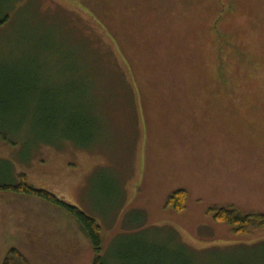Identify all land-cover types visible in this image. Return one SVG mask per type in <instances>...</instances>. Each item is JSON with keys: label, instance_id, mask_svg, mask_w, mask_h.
<instances>
[{"label": "rangeland", "instance_id": "374dc122", "mask_svg": "<svg viewBox=\"0 0 264 264\" xmlns=\"http://www.w3.org/2000/svg\"><path fill=\"white\" fill-rule=\"evenodd\" d=\"M215 22L219 33L208 38ZM235 45L264 74V0H19L0 25V93L34 76L41 91L84 90L90 110L102 99L105 119L86 148L69 138L46 144L30 122L19 131L11 124L0 138V185L24 173L30 186L93 218L104 257L114 254L109 264H140L141 249H153L147 264H180L183 244L199 264H264V229L236 236L206 215L214 206L264 213V91L215 84L213 57L229 46V70ZM133 84L127 104L121 92ZM110 147L119 165H105ZM177 189L188 195L180 213L164 207ZM12 248L31 264L93 258L62 208L0 190V264Z\"/></svg>", "mask_w": 264, "mask_h": 264}, {"label": "trees", "instance_id": "16d2710c", "mask_svg": "<svg viewBox=\"0 0 264 264\" xmlns=\"http://www.w3.org/2000/svg\"><path fill=\"white\" fill-rule=\"evenodd\" d=\"M18 1L19 0H0V25L7 22L9 13L12 12ZM217 33H219V31L216 29L215 22L213 30L211 27V32L210 35H208V38H210V36L216 37L214 34ZM111 36L117 44L118 32L117 35L114 33ZM211 42L213 43V41ZM229 46L218 49L217 62L216 58L213 57V60L215 61L213 65L217 68L218 78L216 79L215 84L220 87L229 86V89L248 88L261 89L264 91V74L261 72L260 66L253 65L252 60L248 59L243 54V47L238 48L237 45L231 46L237 47L236 51L238 52L237 54H231L229 57V70L225 67L224 64L227 63V59L224 57V53L225 49L229 50ZM203 52H207L206 46L203 48ZM89 54L91 56L92 52L90 51ZM129 68L130 67L125 69L128 71ZM223 68L227 70V74L223 75L220 73L218 75L219 71ZM89 78L91 79V82L89 81L91 86L94 85L93 87L97 88L98 85L97 82H95L97 77L94 79V76L89 75ZM40 84L41 81L37 79L34 80V76H32L28 82H22L18 77V80L9 86L8 92L4 89L2 94L0 93V138L6 139L7 132L5 130L6 128L11 127V124L13 125V129H18L19 131L24 123L30 122L33 125V128H35L34 130L37 135L40 129H42V132H45V137L42 136V141L45 140L44 143L46 144H55L57 139L69 138L75 145L81 148L92 147L91 145L96 141L95 139L100 131L96 114V104L94 103L91 110L87 108L84 103L86 98L84 90H82V94L77 93V95H72L71 92H68L67 90L59 92L54 89H51L50 91L43 89L41 91ZM8 94L14 95V98L10 99L6 97ZM80 96H83V98L85 97L81 108L75 104L73 106V102H70V100L74 98V100L79 101V98H81ZM7 100L11 101L7 102ZM6 103L7 105H5ZM32 112H35V115L32 114ZM17 179V184H2L0 185V190L29 194L62 208L76 221L81 231H83L88 238L93 252L91 264H109V259L114 258V254L112 255L109 251V257L107 259L104 257L100 227L93 218L84 214L77 207L58 200L50 192L30 186L26 182V176L24 173H19ZM187 196L186 190L177 189L167 196L164 207L180 213L185 209ZM206 215L210 216L213 222L229 226L231 232L236 236H250L255 232L264 229V213L261 212L243 213L231 206H214L206 210ZM259 242L261 241H258V243ZM141 250H143V253L133 255V259L135 258V261L140 264L150 263L154 256L149 254V251L153 249ZM205 250L208 252L216 251V253L222 251V249ZM241 250L243 251L246 249ZM180 252L184 254V259L182 258L179 261L180 264H199L200 259L198 258V251L183 244L181 245ZM2 264L31 263L21 252L12 248L4 257Z\"/></svg>", "mask_w": 264, "mask_h": 264}, {"label": "crops", "instance_id": "0c3cea01", "mask_svg": "<svg viewBox=\"0 0 264 264\" xmlns=\"http://www.w3.org/2000/svg\"><path fill=\"white\" fill-rule=\"evenodd\" d=\"M128 87L130 88V89H132L131 91H129V92H126V93H123V92H121V94H122V96L121 97H123V96H125L124 97V100L127 102V104H128V102L129 103H131V102H133V101H135L134 100V98H136V96L134 97L133 95L135 94L134 92H133V89L135 88V86H134V84L133 85H128ZM128 87H125V88H128ZM136 89V88H135ZM126 94H129V96L127 97L126 96ZM136 95V94H135ZM120 101H122V99L120 100ZM101 103H103L102 102V99L101 100H99V102H98V105H97V117H98V122H99V126L101 125V121H104V119H105V117H104V113H103V110H102V107H101ZM138 106V105H137ZM136 106V107H137ZM127 108L129 109V111H127V114H128V116H129V118H131V113L132 112H134L135 111V107L133 106V108H132V106H130V105H127ZM105 123V122H104ZM106 124V123H105ZM102 127V126H101ZM109 131H110V133H113V131L110 129V128H107ZM100 130V129H99ZM101 132V130L99 131V133ZM97 141V140H96ZM96 150H98V152L99 151H104L102 148H100V146H98V149H96ZM119 149H118V147H110L108 150H107V153H109L111 156H110V158H107L106 160H104L105 161V165L106 166H108V165H119V164H117L116 163V158H115V156L113 155V154H116V152L118 151ZM112 162V163H108V162Z\"/></svg>", "mask_w": 264, "mask_h": 264}]
</instances>
